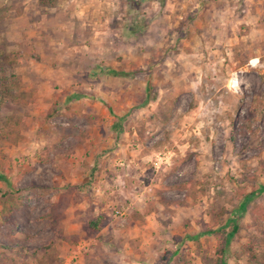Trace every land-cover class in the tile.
Here are the masks:
<instances>
[{"label": "rangeland", "instance_id": "374dc122", "mask_svg": "<svg viewBox=\"0 0 264 264\" xmlns=\"http://www.w3.org/2000/svg\"><path fill=\"white\" fill-rule=\"evenodd\" d=\"M0 76V264H264V0H0Z\"/></svg>", "mask_w": 264, "mask_h": 264}, {"label": "trees", "instance_id": "16d2710c", "mask_svg": "<svg viewBox=\"0 0 264 264\" xmlns=\"http://www.w3.org/2000/svg\"><path fill=\"white\" fill-rule=\"evenodd\" d=\"M38 2L43 5V6H49L51 7L53 5V0H38ZM106 72L111 75L112 77H121L125 75L124 72H117L112 69H106ZM11 85L9 87L8 82L0 76V106L4 103L5 98L8 97L10 94V89ZM256 193H249L247 195H244L243 200L239 203L237 209L241 212H243L244 207L247 202L250 201V199L255 195ZM57 204V203H56ZM57 206V205H54ZM48 215H44V217H47ZM104 221V216L103 215H97L94 219H91L87 223V228L92 231V232H98L100 228L102 227ZM49 223H53V221H50ZM54 224V223H53ZM224 228H227V231L223 233ZM237 230V225H236V217H232L228 220H226L225 224L223 225L221 232L223 234V242L221 245L217 246L216 249L214 250V257L211 259L213 264H225L223 261V255L225 248L228 246L230 243L233 235L235 234ZM211 231L208 232H202L199 233L198 235L194 237H188L190 239H197L198 236H202L204 234H211ZM52 238L43 246L44 249H51L52 248Z\"/></svg>", "mask_w": 264, "mask_h": 264}, {"label": "bare ground", "instance_id": "6f19581e", "mask_svg": "<svg viewBox=\"0 0 264 264\" xmlns=\"http://www.w3.org/2000/svg\"><path fill=\"white\" fill-rule=\"evenodd\" d=\"M231 83H232L233 85H235V84H236V81H235V79H234V78H232V80H231Z\"/></svg>", "mask_w": 264, "mask_h": 264}, {"label": "built area", "instance_id": "2783aa9c", "mask_svg": "<svg viewBox=\"0 0 264 264\" xmlns=\"http://www.w3.org/2000/svg\"><path fill=\"white\" fill-rule=\"evenodd\" d=\"M235 86H236V84H235V85H233L232 83H231V85H230V87H231V88H234Z\"/></svg>", "mask_w": 264, "mask_h": 264}, {"label": "crops", "instance_id": "0c3cea01", "mask_svg": "<svg viewBox=\"0 0 264 264\" xmlns=\"http://www.w3.org/2000/svg\"><path fill=\"white\" fill-rule=\"evenodd\" d=\"M64 257V256H63Z\"/></svg>", "mask_w": 264, "mask_h": 264}]
</instances>
